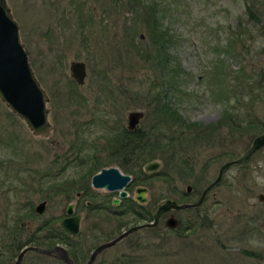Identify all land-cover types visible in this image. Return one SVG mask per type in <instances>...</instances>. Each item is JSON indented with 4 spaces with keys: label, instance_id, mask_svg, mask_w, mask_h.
Returning a JSON list of instances; mask_svg holds the SVG:
<instances>
[{
    "label": "rangeland",
    "instance_id": "rangeland-1",
    "mask_svg": "<svg viewBox=\"0 0 264 264\" xmlns=\"http://www.w3.org/2000/svg\"><path fill=\"white\" fill-rule=\"evenodd\" d=\"M6 1L18 24L34 74L48 96L51 131L47 137L33 134L0 100V238L18 224H26L32 230L39 219L23 217L21 204L29 199L34 206L44 199L42 194H48L50 199H45L40 213L44 216L61 217L66 204L76 202L75 211H80L82 217L75 240L78 239L76 243L86 259L95 244L116 235L136 219L127 208L122 213H111L85 204L88 201L97 205L103 199L108 203L111 197H117V190L90 188L79 198L74 196V189L67 195L61 192L66 181L77 183L83 177L91 154L87 145L76 151L69 143L77 136L89 142L88 146L96 145L102 139L101 132L116 124L119 117L124 122L125 108L141 107L151 93L164 96L159 91L158 79L152 88L155 84L150 83L152 68L136 53L137 48L147 44V34L144 30L132 36L126 33L121 24L132 15L120 1L106 12L101 10L98 0H86L94 23L82 28L77 26L69 0H59L58 9L49 6L48 0ZM156 3L159 23L170 34L168 51L183 76L180 91L174 95L167 92L166 103L184 121L217 122L220 126L214 145L197 155L191 150L184 152L195 162L209 157L207 170L212 177L225 160L224 151L238 155L260 131H231L219 121L224 112L232 113H226V117L255 118L264 124V101L247 100V96L256 93L244 91L243 96H235L231 91L219 93L216 86L219 70L227 73L232 83L230 76L240 64L246 70L264 64V0H156ZM246 3L254 16L246 11ZM240 28L250 34V43L245 39L243 46L237 44L240 51L237 54L224 51L226 41L232 40L231 31ZM75 60L85 63L86 75L81 84L70 75L69 64ZM146 85L154 92L146 93ZM107 89L113 93L107 94ZM232 89L241 93L236 86ZM119 106L123 108L114 112L113 108ZM172 121L168 119L167 123ZM171 129L174 130L161 129L165 138L173 132ZM43 169L49 170V176L43 175ZM162 169L161 162L148 183H143L148 201L155 203L171 196V184L164 181ZM171 172L173 181L184 190L191 177ZM139 183L129 184L130 195ZM258 193L264 194V145L250 159L224 172L202 205L206 215L199 226L184 236L168 232L163 237L159 227L157 231L136 230L101 250L91 264H112L113 260L128 255L136 259L132 264H264V201H259ZM92 223L96 226L92 227ZM39 254L27 251L20 264H61L56 257L53 260Z\"/></svg>",
    "mask_w": 264,
    "mask_h": 264
},
{
    "label": "trees",
    "instance_id": "trees-1",
    "mask_svg": "<svg viewBox=\"0 0 264 264\" xmlns=\"http://www.w3.org/2000/svg\"><path fill=\"white\" fill-rule=\"evenodd\" d=\"M101 4V10L107 12V8L114 7V5L120 1L122 5L127 6V10L131 11L132 18L128 20H124L121 24L122 28L129 35H136V33L140 30H144L147 36V44L142 48H137L136 53L139 54L140 58L147 62L146 64L150 65L153 71V80L150 83H154L155 79L159 81V86L161 89L160 92L163 91L164 96L159 94L162 93H151V98H147V101L154 100L156 102H152V105H148V107L153 108H162L163 112L156 113L155 116H160L166 120V123L162 128H173V132L167 138H164L161 143V138L152 139L149 141V138L144 140V134L136 133L135 137H130L131 133H124V136H117L118 132L112 133L111 136L107 137L109 141H113L116 145L121 141L127 139H134L135 143L133 146L127 147L122 155L127 156L126 159L120 160V165L122 169L126 172H134L137 176L139 172L142 170V164L151 158L160 156L163 165V171H175V172H184L188 170V167L191 165V161L187 159V156L184 154L186 149L192 150V143L194 139V129L197 125V122L194 121H184L180 118V116L174 111L173 106L171 104L166 103L165 95L166 93H177L180 91V83L183 81L181 71L182 69L179 67V64L176 63L174 57L168 51V46L170 42V34L165 30L164 27L159 23V17L157 16L158 9L156 10L155 5H157L156 0H98ZM48 5L53 7L54 9H58L60 7L59 0L50 1L48 0ZM69 5L73 9V15L77 18V26L82 28L86 25H91L94 23V20L91 17V8L86 5V0H69ZM246 11L254 16V12L249 9V4H245ZM64 7H62V10ZM138 12L141 13H137ZM64 11V10H63ZM137 14V18L136 17ZM64 18V16H61ZM137 19V21H136ZM128 22V25L126 23ZM247 31L245 29H236V31H231L230 36H232V40L226 41L227 45L224 46V51L235 54L239 53L237 49V44L239 46H243V41L248 39L247 42L250 43V34H246ZM125 34V35H127ZM129 35V36H130ZM248 37V38H247ZM251 37V36H250ZM247 45V43H246ZM128 50V49H127ZM132 50V49H131ZM130 50V51H131ZM233 74L230 76L232 79V83L227 79L228 74L223 70H219L216 72L217 81L216 86L219 88L218 92L223 93L226 92H234L233 95L239 96L240 94H251L256 93L254 96H247V100H262L264 101V64H261L257 69H245L244 65L237 66L236 69L233 70ZM222 74V77L220 76ZM229 78V77H228ZM77 83V82H76ZM156 82L152 88L156 87ZM221 85H223L221 89ZM231 86V89L227 88ZM147 86V85H146ZM233 86L238 87L241 93H237L233 91ZM107 94L113 93L112 89L105 90ZM154 92L153 89L147 86L146 93ZM154 94V95H153ZM230 94L226 97H229ZM150 97V96H148ZM236 99V97H235ZM112 100V99H111ZM165 100V101H163ZM232 114L231 112H224V114L219 118V121H223L227 126L233 130H242L244 124H247L248 130H254L255 125H258L260 130L264 129V125L261 124L260 121L255 120V118H249L247 122L243 120H238L234 118L231 121H224L225 117L228 114ZM168 119H173L171 123H167ZM254 120V121H252ZM243 121V122H241ZM178 124H177V123ZM216 125L217 122H214ZM244 123V124H243ZM161 124H163L161 122ZM161 129H158L161 132ZM255 131V130H254ZM116 134V135H115ZM122 135V133H121ZM124 139V140H123ZM141 139L144 140L142 144H138L141 142ZM86 142L85 139L81 137H75V140L69 143V147H75L76 151H80ZM77 144V145H76ZM96 147V145H93ZM92 146V148H93ZM90 147V146H89ZM159 153V154H158ZM111 156L110 154L108 157ZM94 159L92 160L94 164L102 165L103 160L99 155H94ZM49 168V166H48ZM28 169V168H26ZM25 170V168H23ZM34 171L39 172L36 168H33ZM162 171V172H163ZM43 175L49 176L50 172L48 169H43ZM50 186V185H48ZM67 187V188H66ZM66 189L61 188V192L66 193L68 191H77L80 189L79 186H65ZM83 195L87 194L85 189L83 188ZM44 199H50L48 194H42L41 196ZM130 204V203H129ZM22 216L27 218L36 217L39 221L36 223L35 227L32 230H28V227L15 225L13 229L7 233L6 236L0 238V264H13L14 257L16 256L19 249L27 244H35L42 247H51L55 243H61L66 246L68 254L73 258L75 264H84V252L82 250H76L75 248L79 247V243H76L78 239L75 240L76 235H70L59 225H56L55 218L53 215L44 216L40 213H37L34 209L32 200L26 199L22 202ZM130 207L127 209L132 212L133 206L130 204ZM90 208H96L95 205H91ZM22 233L25 234L23 238H21ZM139 247V246H138ZM38 253V252H37ZM40 256L46 258V256L55 259L52 255H44L39 254ZM61 261V260H60ZM136 261L135 257L128 255L127 257L121 259L113 260L112 264H132ZM140 262V261H139ZM61 264H64L62 261Z\"/></svg>",
    "mask_w": 264,
    "mask_h": 264
},
{
    "label": "water",
    "instance_id": "water-1",
    "mask_svg": "<svg viewBox=\"0 0 264 264\" xmlns=\"http://www.w3.org/2000/svg\"><path fill=\"white\" fill-rule=\"evenodd\" d=\"M71 77L81 84L86 75L85 63L82 60H75L69 64ZM0 100L2 103L19 119L23 121L25 126L35 135L47 137L51 131V123L49 120V108L46 105L48 96L40 82L36 78L33 68L28 60L27 49L19 36L18 24L13 18L10 8L6 0H0ZM142 115L138 109L129 110L126 113L129 118V124L135 123ZM264 143V130L256 134L248 147L238 156L224 161L218 168L217 175L201 192L199 198L194 202H177L170 198H164L158 202L152 213V220L145 223H137L128 226L115 236L98 243L89 253L84 264H91L96 254L102 249L109 247L120 239L143 226L154 225L158 221L159 215L170 209H181L188 206L198 205L204 196V193L221 178L225 169L230 165L238 164L248 158L253 151ZM157 161H149L144 168L156 169ZM129 174L122 173L115 166L102 167L99 171L91 176V184L94 187H102L108 190L118 189L119 195H126L124 185L129 179ZM143 187L136 188L135 198L142 202L144 196L142 194ZM259 200L264 199L263 193H258ZM113 202H117L118 198H113ZM46 203L45 199L40 200L34 205L37 213H41ZM66 213L59 221V224L71 233H76L79 227L80 214H72V203L66 208ZM175 219L168 217L167 224H175ZM33 250L45 255H52L63 261L64 264H74L73 259L67 253L66 248L61 244H54L47 248L35 244H27L22 246L14 257L13 264H20L23 255Z\"/></svg>",
    "mask_w": 264,
    "mask_h": 264
},
{
    "label": "flooded vegetation",
    "instance_id": "flooded-vegetation-1",
    "mask_svg": "<svg viewBox=\"0 0 264 264\" xmlns=\"http://www.w3.org/2000/svg\"><path fill=\"white\" fill-rule=\"evenodd\" d=\"M119 95H121V94L119 93ZM163 101H165V100H163ZM152 102H156V101H154V100L147 101L146 100L145 102H143L141 104L142 105L141 107H135V108H132V109H129L128 107L125 108L124 113H123L124 122L122 123V121L120 120V117H119L118 121L116 122V124L112 125L108 130L105 129V131H108V132H106V133H105V131L101 132L102 139L97 141L96 147H93V148H92V146L89 147L88 146L89 142H87V141L84 142L85 143L84 146L86 147V145H87V147L90 149V152H91V154L87 158L88 166L86 168V172L83 175V177L77 181V183L75 181H71V182H67L66 181L61 188L62 189H66L67 187L65 188V186H71V185L79 186L80 189L77 190V191H74V196L76 198H79L80 195L83 194L82 193L83 192V190H82L83 188L85 189V192L86 191L88 192L90 190V188H95V189L96 188H102V187H94L91 184V176L94 173L99 171L102 167L115 166V167H117L119 169L120 172L127 173L130 176L129 179L126 181L125 185H124V190L126 191V195L120 196L118 189L108 190V189L102 188V189H104L106 191L117 190V197H111L108 200V203H106L104 201V199H103L97 205L95 203H89L88 201H86L85 204H93V205L97 206L98 208L103 209V210H107V211H109L111 213H122L123 211L126 210V208L130 207L129 205L131 204L133 206V210H132L131 213L134 216V218L136 219V222L133 223V224L145 223V222H149V221L152 220V213H153L154 209L156 208V205L158 204V202L160 200H162L164 198H170V199H173V200H175L177 202H194V201H196L199 198V196L201 195L202 190L210 182H212L213 179L216 177L219 166L224 161L232 159V158H234V157H236V156H238L240 154L239 153L238 155H234L233 153H231L229 151H224L223 156H224L225 160H223L218 165L217 170L215 171L214 176H212V177H211L212 172H209L207 170L208 163H207L206 160H209V157H207V159L204 160L203 162H195L194 161L195 158H192V160H191L189 157H187V159L189 161H191V165L188 167V170L184 171V172H178L177 173V175H179V177H181V176H184L185 178L191 177L190 182L185 184V189L184 190L179 189V187L173 181V180H175V178H174V175H173V173L171 171H164L161 174H162L163 179L166 182V184L167 185L171 184V188H170L171 196L163 197V198H161L160 200H158L155 203H154V201H148L147 196H146L147 187L144 185L145 184L144 182L148 183L149 177H151L152 173H154V171H156V169L147 170V169L144 168V165L147 162H149V161H154L155 160V161H157L159 163L158 166H160V164L162 162L161 159H158L157 157H154V158H151L149 160H146L142 164V167H141L142 170L139 172L138 176L136 174H134L135 171L134 172H126V171H124L122 169V167L120 165V160H122V158L126 159L127 156H124L121 153H122V151L124 152L127 147L133 146L132 144L135 143V140L134 139L124 140L123 139L124 141H121L120 143H117V145H116L113 141H109V139L107 137L111 136L112 133H114V131L118 132L117 136H119V138L121 136L125 137L124 133H126V132L127 133H131L130 137H135L136 133L139 132L140 134H144V138H145L144 140L149 138V141H151L153 138L154 139L161 138L162 139L161 143H162L164 138H165V134L162 133V132H159L158 129H161V127L165 125L166 120L164 118H161L160 116H155V114L163 112L164 109L148 107V105H152ZM119 105H120V103H119ZM112 106L114 107L115 104L112 105ZM121 108H123V107L119 106V107L113 108V109H114V112H118ZM134 109L140 110L142 112V115L140 116V118H138V120L135 121V123L130 125L129 124V118H127L126 113H127V111L134 110ZM231 120H233L232 116H228V117L225 118V121H231ZM248 120L249 119H245L243 121L247 122ZM255 120H258V119H255ZM252 121H254V120H252ZM161 122L163 124H161ZM224 124H226V123H224ZM262 125H264V124H262ZM228 127H229V125H228ZM218 128H220L219 124L216 125L215 123H200V122H197V125H196V127L194 129V139H193V143H192L193 149L191 151H193V153L195 152V154L197 155L200 150H204L205 148L211 147L212 145H214V143L216 141V133H217V129ZM229 129H230V127H229ZM230 130L232 131V128ZM246 130L248 131V126H247V124H244L241 132H245ZM254 130H260L259 126L255 125ZM263 130H260L256 134L262 132ZM121 133H122V135H121ZM105 134H109V135L106 136ZM256 134H254L252 136V138ZM252 138H251V140H252ZM144 140L141 139V142L139 141L138 144H142V142H144ZM251 140H250V142H251ZM250 142L241 151V153L248 147ZM263 145H264V143L259 148H257L255 151H253L251 153V155L248 158H246L243 162H245L248 159H250ZM186 150H190V149H186ZM109 154L111 156L108 157ZM75 155L76 154H74V156ZM94 155H99L100 157H102L101 158L103 160L102 161L103 162L102 165H97V164L93 163L92 160L94 159V157H93ZM243 162L238 163V164H242ZM112 163H114V164L112 165ZM238 164H233V165H238ZM230 166H232V165H230ZM227 169H225L223 171V173L221 175V178H222L224 172ZM185 178H182V180H184ZM221 178H220V180H221ZM137 181L141 182V183H139L138 185H136L134 187L133 193H132V195H130L129 192L127 191V188L129 186V184L131 185L132 182L134 183V182H137ZM218 182L213 184L204 193L202 201L198 205L188 206V207L181 208V209L170 208V209L162 212L159 215L158 221L156 222V224L149 225V226H143V227L137 228L136 230L149 229L151 231H153V230L157 231L158 227H159V232L161 233L162 236L163 235L166 236L165 234L168 233V232H171V233L175 234L176 236H179V235L184 236L186 234V232H188L189 230H193L195 227L199 226L200 222L204 219V216L206 215V213H205V211H203L202 205L206 201V199L208 197L207 195L210 193L211 189L214 188L215 185ZM138 186H141V187L144 188L143 191H142V194L144 196V200L142 202L138 201L135 198L136 188ZM113 198H118V201L117 202H113L112 201ZM261 201H264V199L261 200ZM69 203H72V214H74V213H79L80 214L79 222H80L81 217H82V214H81L80 211H75L76 202L75 201H69L66 204V206L64 208V214L61 217H59L56 214L53 215V217L56 219L55 220L56 225H59L61 228H63V227L59 224V221H60V219L62 217L67 215L66 208H67V205ZM85 206H87V205H85ZM168 217H172L173 220L175 219V222H174L175 224H173V225L167 224ZM133 224H131V225H133ZM95 226H96V224L92 223V227H95ZM127 227L123 228L122 230L126 229ZM63 229L66 232H68L70 235H75V234H77L79 232V227H78V231L76 233H71L68 230H66L65 228H63ZM136 230H134V231H136ZM121 231H119L118 233H120ZM134 231H132V232H134ZM55 244H61V243H55ZM97 244H95L90 249V251ZM61 245H63L66 248V246L64 244H61ZM75 249L76 250H81V247H77ZM90 251H89V253H90ZM67 253H68V251H67ZM89 253H88V255H89ZM88 255H87V257H88ZM87 257H86V259H87Z\"/></svg>",
    "mask_w": 264,
    "mask_h": 264
}]
</instances>
